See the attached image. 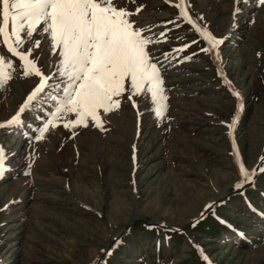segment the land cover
Wrapping results in <instances>:
<instances>
[{"label": "rangeland", "instance_id": "obj_1", "mask_svg": "<svg viewBox=\"0 0 264 264\" xmlns=\"http://www.w3.org/2000/svg\"><path fill=\"white\" fill-rule=\"evenodd\" d=\"M116 2L160 41L149 48L163 65L167 110L157 117L150 97H141L138 108L126 101L108 114L103 131L86 126L72 135L58 122L36 141L25 137L38 124L33 106L22 124L0 129V264H264V9L255 0ZM177 4L223 38L218 54L199 52L206 45ZM166 29L167 39L159 36ZM34 36L48 72L55 61ZM185 42L189 48L171 55ZM0 56L11 58L2 41ZM12 59L0 123L33 86ZM239 167L255 179L236 190Z\"/></svg>", "mask_w": 264, "mask_h": 264}, {"label": "snow or ice", "instance_id": "obj_2", "mask_svg": "<svg viewBox=\"0 0 264 264\" xmlns=\"http://www.w3.org/2000/svg\"><path fill=\"white\" fill-rule=\"evenodd\" d=\"M255 4L264 9V0H255ZM177 8L180 20L190 25L206 45L199 48V52L218 54L223 38L214 37L206 26L189 15L185 7L177 4ZM139 11L137 7L135 12ZM133 16V11L116 0H0V41L11 57L0 56V85L5 82V72H9L11 78L9 70L16 68L12 58L19 62L23 76L32 78L33 82L19 110L0 123V129L22 124V113L39 106L40 113L33 117L38 124L28 126L31 129V135L25 133L28 139L34 136L40 141L58 122L72 135L78 128L86 126L103 131L108 114L115 113L126 101H132V107L138 108L136 99L141 97H150L152 111L157 117H163L167 110L163 65L149 48L154 40L160 41L150 28L141 27ZM167 23L179 27L177 21ZM166 31L168 29L159 36L167 39ZM34 34L43 38L55 61L48 72L39 66L32 45L34 42L39 48L41 41L36 40ZM189 47L188 42L182 43L171 50V55H179ZM169 55L166 53L164 58L167 60ZM182 59L187 61L189 56L184 55ZM217 75H220L219 71ZM221 82H224L223 77ZM228 89L233 97H238L230 83ZM45 104L49 105L46 110ZM236 120L234 114L232 123ZM6 156V150L0 147V175L7 171ZM238 172L240 180L234 185L236 190L255 179L254 174L250 175L243 167H239ZM218 203L222 204L223 200L206 203L199 216L212 212ZM217 219L227 225L223 219ZM96 264H100L99 260Z\"/></svg>", "mask_w": 264, "mask_h": 264}, {"label": "bare ground", "instance_id": "obj_3", "mask_svg": "<svg viewBox=\"0 0 264 264\" xmlns=\"http://www.w3.org/2000/svg\"><path fill=\"white\" fill-rule=\"evenodd\" d=\"M181 7V6H180ZM178 11H179V9H178Z\"/></svg>", "mask_w": 264, "mask_h": 264}]
</instances>
